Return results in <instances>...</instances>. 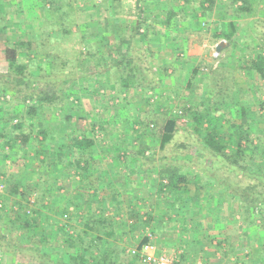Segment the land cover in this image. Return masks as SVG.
Here are the masks:
<instances>
[{
	"label": "rangeland",
	"instance_id": "1",
	"mask_svg": "<svg viewBox=\"0 0 264 264\" xmlns=\"http://www.w3.org/2000/svg\"><path fill=\"white\" fill-rule=\"evenodd\" d=\"M35 1L0 0L1 234L7 236L13 233L21 242L27 243V234L18 228H22V222L29 216L38 218L40 223L38 232H41V228H43L47 233H50L55 229V226L58 228L61 226L65 230L63 232L70 236L75 230L79 231L83 223L100 218L115 222L116 228H119L118 231H122L121 235L117 234V239L109 240L102 246L103 250L109 254L112 262L110 264H139L130 256V250L142 240L155 243L160 250L174 256L177 260L183 252L181 250H185V247L181 246L182 239L188 240L184 238L185 232L184 234L181 233L184 228L182 225L184 220L181 219L178 222L164 221L166 227L158 234L151 230V227L158 226L160 221L165 220L164 217L161 220H156L157 215L147 214V212L149 213L148 208L152 204H155L154 207L157 206L156 197L150 195L154 194L157 183H154L153 189L149 192L138 189L136 184L133 185L131 192L134 196H141L145 199L149 195V199H145L149 205L145 204L144 201L143 203L138 202V209L133 212L136 214L131 213V211L125 212V209L120 207L119 203L122 201L119 200V202L113 201L112 204L98 208L96 201L101 200V197L108 192L97 193L99 183L92 175L93 165L88 173L82 174L79 169H68L66 163L70 160L67 157L64 159V161L67 160L64 167L61 166L60 168L50 154H48L49 158L45 157L47 154L44 155V151L52 147L41 139L37 130L50 127L51 124H60L58 120L63 113L61 114L62 110L54 109L40 99L54 93L57 96H62L67 107H70L71 103L81 107L85 115L83 119H79L78 113H74L76 115H71L73 119H69L66 125L62 124L66 133L65 142H68L69 136L76 134V131L92 137L96 141L94 149H89L94 154L92 160H101L103 163L105 160L107 161V158L111 160L114 157V150H112L114 148L110 145L113 143L109 139L116 141V136L123 138L120 134L125 131V126L122 131L121 125L111 128L113 123L125 117L129 118V116H131V122L139 121L143 118L141 114L149 113L151 120L146 119L147 124H144L145 126L139 122L135 123L134 126L137 132L138 127L146 128L147 131L143 134L146 137L144 140L143 138L140 140L141 142L143 140V143L133 150L128 147L123 150L126 145L120 143L116 150L121 149L120 152L123 153H121V157L124 158V161L131 160V158L136 161L141 159L140 156L135 157L138 148L149 146L150 148L146 150L144 155L153 160L143 161V163L151 168L152 162L159 159L158 157L162 154L157 148L156 138L151 141V133L154 132L155 134L158 126L164 124L167 118H174L176 120V134L172 143L166 147L165 155L170 156V158L173 155L176 156L174 165L179 172L187 176L189 195H193L198 188L200 194L208 192L215 196V201L209 203L218 207L215 213L221 212L218 215L221 222L224 218L229 219L230 223H234L236 228H239L236 232L233 230L235 237H239L240 233H243L242 219L244 218L252 221L251 229L257 237H261L262 231L255 230L262 229L263 221L260 217L264 216V205L258 210L260 213L256 211L257 213L255 212L253 215H247L243 212L245 204L240 198H235L233 201L223 199L228 190L224 188L223 183L217 184V174L222 177L227 176V178H232L233 175L224 169L218 171L217 174L212 170L205 169L204 171L202 169V167L210 168L212 159L197 141L199 138L193 132V125L185 116L189 111L199 110L204 117L214 120L212 122L216 121L227 132H232L234 141L241 136L240 132L248 130L252 135L250 139L253 138L251 144L258 146V148L255 155H251L249 149L245 148L247 147L246 139L242 138L241 144L245 150L239 162L249 167L255 166V169H260L261 172L264 171V149L262 148L264 145V83L261 81V86L257 87V92L253 91V88L247 89L244 93L246 95H241V100H239L238 95H231L232 89L238 88L236 82L234 86L232 84V74L228 73V77L222 76L219 68L230 57H233L235 52L237 54L238 51H244L245 44L242 49L235 48L234 45L236 44H231L232 47L228 48L227 52L232 53H229L225 60H222L221 55L217 58L213 57L216 50L214 43L218 41L216 38L228 35L227 20L230 21L234 17L241 19L247 10L256 14L253 5L256 0L250 1L252 5L242 4V6H246L241 11L238 9L240 5L234 6L236 0H227L230 1L229 5H226L224 0H143V4L137 3V0H120L121 3L114 5L112 3L115 0H79L74 2L75 5L73 4V7L78 6L79 9L74 8L70 18L72 34L66 35V37L61 36V31L59 32V29L54 25H47L43 16L44 13L46 19H49L47 10L50 3L54 1H46L45 4L37 2L40 5H36ZM94 6L96 9L93 8ZM114 7H118L114 13L117 14L116 18L109 16L110 13L113 14L112 8ZM96 11L98 12L97 15ZM120 17L123 19L120 20ZM94 18L95 20L97 18L95 23H98V28L102 32L110 22L113 26L111 27L112 31L116 33L115 37H117L116 40L112 36L110 37L111 42L115 40L112 48L118 46L122 53L127 49L130 41L128 33L132 31V27L139 19L137 24L142 26H140L138 36H136L139 48L134 50V64L150 68L153 73L151 77L156 80L160 79L162 85L154 91H144L140 86H137L123 93L118 80L123 72H115V69H113L115 74L108 76L110 84L98 85L99 81L102 84L105 83L102 81L104 78L103 76H99L100 78L98 75L95 76L93 60L85 57V47L80 44L82 34L86 28H90L92 23L90 20ZM122 21L125 23L123 26L120 24ZM95 30L92 27L89 31ZM122 33L124 36L119 38ZM236 36L239 41L238 35ZM201 41L205 46L202 48L203 53L200 61L190 60L187 57L190 42H195L199 46ZM258 41L260 42L258 39L256 45L251 42L250 47L260 49ZM13 48H17V51L12 55ZM258 55L261 54L256 52V55L251 56L250 59H244L243 56L237 55L234 60L237 62L235 66L250 63ZM110 59L117 60L116 54H112ZM9 63L25 64L27 71L24 72L23 77L13 75L9 71ZM163 68L165 69L163 70ZM238 72L234 76L241 77L243 81L247 80L249 71L239 70ZM221 76L223 77L222 83L220 82ZM136 78L138 82L145 84L139 74L136 75ZM242 89L245 90L244 86H240L239 90ZM214 103L217 104L214 106ZM212 104L214 109L216 108L215 111L211 107ZM31 106H34L37 112L28 115ZM242 107L246 111V119L241 114ZM72 112L69 111L68 114L70 115ZM138 114L141 118L137 117ZM117 118L118 120H116ZM100 121L103 122L106 129L107 139L104 137L105 132L101 131L99 127ZM21 122L23 124L22 132L30 134V139L25 144L15 139L20 134V131L16 130L15 127L16 125L18 127ZM205 124L206 127L207 123ZM232 124H236L234 125L236 127L231 128ZM117 127L120 128V134L117 132ZM75 129L76 131H74ZM9 138H11L10 142ZM233 148L234 145L231 149ZM92 160L91 164L93 163ZM138 162L141 161L138 160ZM96 163H94L96 166L99 165ZM260 166L263 167L260 168ZM60 170L63 172L61 177L57 174V171L59 174L61 173ZM157 170L158 168H154L150 171V178L153 176V179H157ZM72 171L77 174L76 177L73 176ZM46 173L48 178L45 181ZM237 174L235 179L240 188H248L253 183V179L244 173L239 174L237 171ZM13 186H16V193H10ZM259 190L261 189L259 188ZM124 199L125 197L123 202L126 201ZM204 201L200 200L201 203L198 206L205 204ZM17 202L20 203L17 204ZM69 204H71V209L67 213L66 207ZM107 206L109 207L107 208ZM210 207L208 204V208ZM87 210L89 213L88 217L85 218L84 214ZM59 212H63L65 215L62 216ZM205 214L206 212L202 211L200 217H197L200 222L199 227L203 230L211 228L210 219L205 217ZM134 215L136 216L134 217ZM218 216L216 220H218ZM14 225H16L15 228H13ZM142 225L148 226L151 231L145 230L141 235ZM186 227V229H190L188 223ZM203 230L201 232H204ZM190 231L192 232V229ZM168 232H171L170 236ZM58 235L61 237L59 233ZM204 235L207 237L209 233L204 232ZM194 237L196 238V236ZM170 243L173 245L170 246ZM175 245L176 247H174ZM222 245H224L222 247L226 246L225 244ZM238 245L242 247L240 243ZM210 251L211 249L206 250V252ZM240 252L243 257L249 254L243 250ZM4 256L0 259L7 264H19L12 255ZM192 256L193 258H191ZM191 257L192 264H207L201 261L202 257L195 249ZM225 263L233 264L234 261L230 262L229 260Z\"/></svg>",
	"mask_w": 264,
	"mask_h": 264
},
{
	"label": "trees",
	"instance_id": "2",
	"mask_svg": "<svg viewBox=\"0 0 264 264\" xmlns=\"http://www.w3.org/2000/svg\"><path fill=\"white\" fill-rule=\"evenodd\" d=\"M50 2V0H36L35 4L40 5L37 2H40L41 4H45V2ZM54 2L50 3V6L48 8V16L49 19H46V15L43 16L45 18V21H47V25H54V27H57L59 29V32L61 31L62 35L66 37V35L72 34L70 28H71V16L73 15L74 8L79 9L78 6L73 7L75 4L74 2H78L79 0H53ZM210 1V0H209ZM143 0H137V3H142ZM57 3V4H55ZM121 3L120 0L113 1L112 5ZM136 4V2L134 1ZM74 4V5H73ZM143 4V3H142ZM96 9V6L93 7ZM22 9V8H20ZM113 14L110 13L109 16L116 18L117 14H114L118 7H114ZM98 11V10H97ZM96 11V15L98 12ZM138 16V15H137ZM122 20L123 18H119ZM169 19V17H168ZM167 19V23H168ZM95 18L90 20L92 23L90 25V28L94 27L95 31H89L90 28H86L84 33L82 34L80 38V44H82L85 47V57L91 58L93 60V67L95 76L98 75V77L103 76V82L102 84L100 81L97 83L98 85H108L110 84L108 82L109 77L111 74H115V72H123L118 77L119 84L121 87V90H123V93H126L127 91H130L131 89H134L137 86H140L144 91L146 90H156L160 85H162L161 80H156L151 75L153 74L150 70V68H145L144 66H138L135 63V56H134V50L138 47V43L136 41V36H138L137 33H139V28L142 26L141 24H137L139 19L136 21L134 26L132 27V31L129 32V43L127 46V49L124 51V53L121 52V49L116 46L115 48H112L114 45V41L117 39L116 33L112 31L113 26H111L110 22H108L106 28L103 29V32L99 30L98 23H95ZM111 21V20H110ZM120 23V22H119ZM127 23V22H126ZM122 26L125 23L122 21L120 23ZM169 24V23H168ZM147 27V26H146ZM90 32V33H89ZM53 33V32H51ZM114 33V34H113ZM109 34H112V38L115 39L113 42H111V36H108ZM124 35L123 33L119 38H122ZM95 43V44H94ZM22 44V43H21ZM17 51V48H13L11 51V54L13 55ZM112 54H116L117 60H111L110 56ZM112 63V64H110ZM249 70L253 71L255 74L258 75L260 79H264V55H258L257 58L254 61H251ZM140 67V68H139ZM103 69V70H102ZM115 69V72L114 70ZM165 68H163L164 70ZM113 70V71H112ZM9 71L15 76H22L24 72L27 71V66L25 64H18V63H9ZM51 73V71L49 70ZM166 73V71H164ZM160 73V72H159ZM139 74L143 81H145V84L138 82L136 75ZM117 76V75H116ZM159 76V75H158ZM99 77V78H100ZM100 80V79H99ZM42 102H46L49 105H51L54 109H60L62 117L59 118L58 121H60V124H51L50 127H43L40 128L38 131V134L41 136V139L44 140V142L48 143L52 148L44 151V155H46V158L48 157V154L52 156L55 161H62L61 155L64 156V158H69L70 162H67L66 165L68 166V169H79L81 170L80 173L86 174L90 171V168L92 165L94 166V163L97 162L96 160H92L94 154L89 149L95 147L96 141L92 137H88L86 135H83L82 133H78L79 131H76V134H71L69 136L68 142H65L66 139V133L64 132V129L62 128V124H65L68 122L69 119H73L71 115H76L74 113H78V118L83 119L85 115L83 114V110L81 107L74 106L73 103H71L70 107H67V104L64 103V99L62 96H57V94H51V96H44L40 99ZM65 100L67 101V97L65 96ZM217 102V101H216ZM217 103H214V106ZM213 104L211 105L213 111L214 109ZM69 111H73L68 114ZM37 110L34 106H31L29 108L28 115H32L36 113ZM241 114L244 119L246 116V111L242 107L241 108ZM143 116L142 120H135L131 122V116L129 118L125 117L123 119L116 120L115 123H113V126L111 128H114L116 126L121 125L123 127L122 134H120V126L117 127V132L120 134L121 137L116 136V141H112L109 139L113 144H110L114 149V157L113 159H121V149L118 151L116 150L117 146L121 143L123 145H126L131 150H133L136 146L143 143V140L145 139L143 134L147 131L146 128H137L139 129L138 132L134 129L135 123L139 122V124L144 125L146 123V119L149 121L150 114H141ZM187 118H189L190 124L193 125V132L196 134V136L199 138L197 140L199 144H201L203 148L206 150V154H208L209 157H211V165L210 168L202 167V169L205 171V169L212 170V172H215L217 174L218 171H221L222 169L226 170L231 177H222L217 174L216 181L219 183H223L224 188L227 189L226 194L224 195V200H230L231 196L235 198H240L242 202H244L245 206L243 212L245 214L253 215L256 211L260 213L258 210L261 206L264 205V171L261 172L260 169L256 170L255 166L249 167L246 164H240V159L243 157V152L245 149H243V146L241 142L243 139H246V144L251 155H255L258 146H253L252 135L248 132V130H244L240 132V135L238 140H233V134L232 132H227L224 128H222L220 125H218L215 122H212L214 120L204 117L199 110L195 111H189V113L185 114ZM136 117V113H135ZM138 118H141V116L138 114ZM210 118V116H209ZM242 122V121H241ZM246 122V121H245ZM207 123V128L204 126ZM64 125V126H65ZM236 124H232V127ZM145 126V125H144ZM99 127L101 131L105 132L104 137L107 139V133L106 129L104 128V124L102 121L99 123ZM16 130L20 131V134H18L15 139L19 140L20 143L25 144L30 139L29 133H23L22 129L23 124L22 122L19 123L18 127L16 125ZM73 128V127H72ZM230 131V129H229ZM176 134V120L172 117H169L166 119L164 124L161 126H158L157 131L151 133V141H153V138H156L157 142V148L162 153L157 159L152 162V166L147 167L143 163V161H152L153 159H149V157L145 156L144 153L147 149L150 147L148 146H140L135 154V157L140 156L141 159H135L136 163L138 164L139 168L147 175L149 176L151 174L150 171L154 170V168H158L157 170V179L153 180L154 182L150 183V179H148V184L152 185L153 183L156 184V190L154 191L153 195L156 197V200L159 198L160 201L163 204L170 203V208L172 206L178 205L179 209H186L185 215H180L179 217L183 220H185V223L183 222L182 225H187V219L190 221L193 220L192 224V232L198 228L197 223L194 222V219L196 220L197 217H200L198 214H193V210L188 211L187 208L190 206L191 201H195L196 205L200 203V198L202 197L203 200L206 201L207 204H209L211 207L206 210L205 217L210 219V227L207 228V230H203L201 228L197 229L200 233L202 230L204 232L209 233L207 236V240H209V243H211L216 240L215 248L219 249L222 244L227 245L226 239L219 240L213 234H210L211 232H215L213 230V227L215 225L216 217L218 216V213H215V206H212L209 202L215 201L216 198H212L211 196H199V193L194 194V198H190L189 190L187 185L189 184V180L186 175H183L180 173L177 168L175 167V155L168 157L165 155L167 146L170 145L175 137ZM11 135V134H10ZM140 135V136H139ZM245 137V138H244ZM143 138L142 142L140 141ZM11 138H9L10 142ZM139 141V144L137 142ZM6 143L8 141L6 140ZM249 144V145H248ZM232 145H234V148H232ZM119 147V146H118ZM264 149V145L262 146ZM118 151V153H117ZM123 154V153H122ZM86 157V158H85ZM153 157V156H152ZM72 159V160H71ZM124 159V158H123ZM132 159V158H131ZM91 160L93 163L91 164ZM133 160V159H132ZM140 160L141 162H138ZM173 160V161H172ZM82 164V166H81ZM144 166V167H142ZM263 166H260L262 168ZM117 169H120L118 167ZM237 171L240 173H244L247 177H251L253 179V183L245 189H242L239 187V184L237 183L235 177L238 176ZM150 177V176H149ZM219 178V179H218ZM125 177L121 178L123 184L125 185L126 180H124ZM130 183V182H129ZM117 185H121L122 183H115L110 182L109 188H111L110 192L106 194L104 197L102 196L101 200H97L96 204L98 208H103L107 204H112L111 202L121 201L120 195L117 192V189H121V186L117 188ZM139 185V184H138ZM116 186V187H115ZM128 186V183H127ZM131 187V184H129L128 188ZM259 188L261 190H259ZM123 189V188H122ZM10 193H16V186H13V188L10 189ZM114 190V191H113ZM198 191L199 189L196 188ZM102 192V189L97 191V193L100 194ZM125 193V199L128 204L134 205L133 199L141 200L139 197L134 196L133 194H127V191L125 189L123 190ZM129 192V191H128ZM209 194V193H208ZM24 195V194H23ZM92 197V196H91ZM99 198V197H98ZM232 199V198H231ZM118 201V202H119ZM20 203V202H19ZM17 202V204H19ZM123 199H122V202ZM119 203V205L121 204ZM143 203V202H142ZM145 203V202H144ZM67 213L71 209V204L68 205ZM74 209V208H73ZM75 210V209H74ZM179 214L180 212L184 214V211L178 210ZM256 212V213H257ZM2 213V212H1ZM61 215H65L63 212H59ZM88 210L84 214L85 218L88 217ZM3 214V213H2ZM136 214V213H133ZM136 215H134L135 217ZM151 218V216H150ZM262 221H264V216L260 217ZM1 214H0V222H1ZM199 220V219H198ZM220 219L218 218L219 221ZM247 219H244V226L248 227ZM220 223L221 222H217ZM118 225L120 223L117 222ZM116 223L111 222L104 219H92L91 221H88L86 223L82 224V227L79 231H74L73 235H67L63 231L64 228L61 226L58 228V226H55V229L47 233L43 228H41V232H38L37 229L40 228V223L38 218H34L29 216L25 221L22 222V228H18L21 230H24L27 234L28 241L27 243L21 242L20 239L17 238V236H14L13 233L9 235L3 236L0 232V258L5 255L4 257H9V255H12L15 259L18 260L19 264H110L112 263L109 254L107 251L103 250L102 246L106 242L108 243L109 240L117 239L119 235L122 234V231L116 228ZM252 225V224H249ZM184 226V227H185ZM16 225L13 226L15 228ZM187 228V227H186ZM58 233L61 235L59 237ZM13 235V236H10ZM16 239V240H15ZM146 240H142L140 243H138L136 246H140L141 244L145 243ZM223 242V243H222ZM23 243V244H22ZM135 246V247H136ZM230 250V248H229ZM263 250H256L254 251L255 255H260L261 257V263L263 264ZM191 251L188 249V246H185V250L179 255V259L177 264H192V259L190 258L191 255L189 254ZM262 253V255H261ZM132 259H135L132 257ZM137 260V259H135ZM221 260V258H220ZM138 262V261H137ZM251 262V261H250ZM249 262V263H250ZM114 263V262H113ZM248 261H246L245 258H235V261L233 264H249ZM252 263V262H251ZM250 263V264H251ZM0 264H7L4 260L0 259Z\"/></svg>",
	"mask_w": 264,
	"mask_h": 264
},
{
	"label": "crops",
	"instance_id": "3",
	"mask_svg": "<svg viewBox=\"0 0 264 264\" xmlns=\"http://www.w3.org/2000/svg\"><path fill=\"white\" fill-rule=\"evenodd\" d=\"M226 5H229L230 1L224 0ZM237 2L235 3L236 5L234 6H239L240 7L238 9L243 10L242 4L246 3V4H250V1L252 0H236ZM254 1V0H253ZM255 7V11L256 14H254L252 11L247 10V13H243L244 15H242L243 18L239 19V18H232L230 21L227 20L228 22V35H226L225 37L223 36H218L216 39L218 40L217 42H215L214 46H216V48L219 49V53L222 57V60H225L226 57L228 56L229 53L232 52H227V49L232 47V45H234V47H239V48H243V45L245 44V48H243L244 51L242 52H237L236 54V50L234 51L235 54H233V57H230L229 60H227L226 62H224L221 65L220 69V74L222 76H227L228 77V73L232 74V84L234 86V83L236 82L237 84V89H232L231 95H238L239 96V100H241V95H243L244 93H246L247 89H254L253 91L257 92V87L261 86V81L262 83H264V79H260L258 77L257 74H255L253 71L249 70L248 68L251 66L250 63H242V64H238V66H235V58L237 57V55L243 56L244 59H250V57H254V55L257 54H261L264 55V0H256L255 3L253 4ZM261 14H263V16H261ZM223 19V17H222ZM221 20V17H220ZM255 25H257L255 27ZM221 29V28H220ZM223 29V28H222ZM254 29V31H253ZM258 30V31H257ZM238 32V33H236ZM236 35H238V39L239 41L236 39ZM108 36H112V34H109ZM229 37H231L232 39H230ZM228 40H226V39ZM260 40L259 42V48H255L254 47H250V44L252 42L253 45L257 44V40ZM200 45L198 46L197 43L195 42H190L188 49H187V57L197 61H200L201 55L203 53V46H205L203 44V42L201 41V43H199ZM232 44V45H231ZM247 44V45H246ZM248 46V49H246ZM211 49V48H210ZM259 49V50H258ZM256 51V52H255ZM259 51V52H258ZM251 54V55H250ZM253 54V55H252ZM236 70V71H235ZM239 70H247L249 71L248 73V77L247 80L243 81V79L241 77H236L234 76V74L236 72H238ZM239 74V72H238ZM221 76L220 78V82L222 83V79L223 77ZM257 77V78H256ZM235 79V81H234ZM260 79V80H258ZM240 86H244L245 90L242 89L241 91L239 90ZM251 86V87H250ZM239 92V93H237ZM250 92V91H248ZM246 95V94H244ZM129 148V147H128ZM136 148V147H135ZM127 146L123 149L126 150ZM62 161H56V164L58 165V167L60 168L61 166L64 167L65 165V160L64 161V156L61 155ZM96 160V159H95ZM97 163L99 165H95L93 166V170H92V175L95 179H97V183L98 184V190L102 189V191L106 192L111 190V188H109V184L110 182H113V184L115 183H122L121 185H117V188L119 186H121V189H117V192L120 195V198L118 199H123L125 197V193L123 192V190L125 189V191H127V194H131L132 192V187L134 184L138 185V189H144L146 191H151L154 187V183L151 185L148 184V179H150V183L154 182L153 180V176L152 178H150L149 176H145L146 174L139 168L138 164L136 163V161L134 160H130L127 159L124 161V159L121 157V159H111L109 160L107 158V161L105 160V162H101V160H96ZM136 166V167H135ZM95 167V168H94ZM118 167H120V169H117ZM60 174L59 171H57V174L60 175V177L62 176L61 174L63 173L62 170H60ZM73 176L75 175L76 177V173L74 171H72ZM75 173V174H74ZM182 173V172H180ZM183 175H185L184 173H182ZM46 176H44V180L46 181V178H48L47 173L45 174ZM125 177L124 180H126L125 185L123 184L122 180H120L121 178ZM51 179V178H50ZM78 179V177H77ZM130 182V183H129ZM129 184H131V187L128 188L127 186ZM116 187V186H115ZM123 188V189H122ZM137 190V187L135 188ZM114 191V190H113ZM129 191V192H128ZM199 193V196L201 195H205V196H211L212 198H215V196L210 195L207 193L205 194H200L199 191H195L194 194ZM133 194V193H132ZM194 194L191 196L190 198H194ZM104 197V196H103ZM141 200H137L136 198L133 199L134 205H130L127 203V201H125L124 203L120 204V207H122L123 209H125V212L131 211V213H133L134 211H136L138 209V202H145V199H149V195L144 199L141 196L139 197ZM200 200H203L202 197H199ZM232 198V199H231ZM230 200H234V198L231 196ZM121 199V201H122ZM192 203H190V206H188L187 210H193V214L195 213V215H200V213H202V211L206 212L208 208V204L205 202V204H202L201 206H197L195 201H191ZM126 203V204H125ZM201 203V202H200ZM199 203V204H200ZM145 204L149 205L148 203L145 202ZM157 206H155V204H152L148 209H149V213L147 212V214L149 215H157V219L156 220H161L162 217L165 218V220L160 221V224L158 226H154L153 228L151 227V230L154 231L153 233L158 234L159 232H162V229L166 227L165 222L164 221H172V222H178L181 220V216L180 215H185V210L186 209H179L178 205L172 206L170 208L171 205H169L170 203L167 204H163L160 199L158 198L156 201ZM145 205V206H147ZM144 207V205H142ZM109 206H107L108 208ZM218 207H215V211L217 210ZM184 211V214L179 211ZM142 212V211H141ZM218 215L221 212H217ZM216 213V214H217ZM180 216V217H179ZM219 217V216H218ZM170 219V220H168ZM220 219V217H219ZM246 220V218H244ZM244 219L243 223H242V229H243V233H240L239 237H235L233 234V230L236 232L237 229H239L238 227L236 228L234 223H230L231 221H229V219H223L222 222L221 220H219L221 222V224H218L216 221L215 225L213 227H217L214 228L215 232L213 233V236H215L217 239L222 240L223 238L226 239L227 241V245L225 247H222L224 245H222L219 249L215 248L216 244V240H214L211 245L209 243V240H207L206 235H204L203 233H200L197 231V229H199V225L200 222L198 219H194V222L197 223L198 228H196L193 232L190 231V229L192 228V224H193V220L190 221L189 219H187V222L189 224L190 229H186V226L183 228V233L184 234V238L188 239H182L183 243L181 246H183V248L185 246L190 247V251L193 252V250L195 249L196 252L200 253V256L202 257L201 261L207 263V264H226L225 262H228L230 260V262L235 261V258H239V259H243L246 258V261H248V263L250 262L251 264H262L261 261V257L260 255H255L254 251L256 250H263V261H264V221L262 229L261 230H255V231H262V238L261 237H257L254 234V231L251 229L252 225H249L252 223V221H249L248 223V227H245L244 224ZM183 220V219H182ZM248 221V220H247ZM185 223V220H184ZM156 225V223H155ZM143 226V225H142ZM258 226V225H257ZM183 227V226H182ZM246 228V229H245ZM258 229V228H257ZM147 230V231H151L148 226L142 227V233ZM181 230V229H180ZM200 230V229H199ZM245 230V232H244ZM190 231V232H187ZM155 234V235H156ZM169 236L171 234V232L169 233ZM196 236V238L194 237ZM200 238H199V237ZM262 240H261V239ZM203 241V242H202ZM241 241V242H238ZM208 242V243H207ZM188 243V244H187ZM223 243V242H222ZM242 247H239V244ZM247 244V245H246ZM173 243H170V246H172ZM214 245V246H213ZM176 247V245L174 246ZM230 248V250H229ZM179 249L180 246H179ZM211 249L210 252H206V250ZM241 250L245 251V252H249L248 256L243 257V255H241ZM253 250V251H252ZM184 250H181V252ZM192 252L189 253L190 255H192ZM239 252V253H238ZM253 252V253H252ZM261 253V255H262ZM239 255H241L239 257ZM193 258V256L191 257ZM221 258V260H220ZM249 263V264H250ZM264 264V263H263Z\"/></svg>",
	"mask_w": 264,
	"mask_h": 264
},
{
	"label": "built area",
	"instance_id": "4",
	"mask_svg": "<svg viewBox=\"0 0 264 264\" xmlns=\"http://www.w3.org/2000/svg\"><path fill=\"white\" fill-rule=\"evenodd\" d=\"M219 55L215 50L213 57L217 58ZM130 256L137 259L139 264H177L178 262L174 256L160 250L153 242H145L132 248Z\"/></svg>",
	"mask_w": 264,
	"mask_h": 264
},
{
	"label": "water",
	"instance_id": "5",
	"mask_svg": "<svg viewBox=\"0 0 264 264\" xmlns=\"http://www.w3.org/2000/svg\"><path fill=\"white\" fill-rule=\"evenodd\" d=\"M216 51H219V49H218V48H216Z\"/></svg>",
	"mask_w": 264,
	"mask_h": 264
}]
</instances>
